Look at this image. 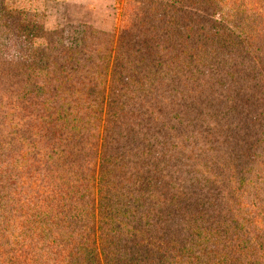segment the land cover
I'll return each mask as SVG.
<instances>
[{"label": "trees", "instance_id": "obj_1", "mask_svg": "<svg viewBox=\"0 0 264 264\" xmlns=\"http://www.w3.org/2000/svg\"><path fill=\"white\" fill-rule=\"evenodd\" d=\"M113 10L108 30L91 28L70 47L61 29L19 25L22 7L6 0L0 182L13 193L0 219L18 210L19 188L47 202L56 181L36 172L46 156V173L55 166L83 179L70 213L47 221L50 264H101L94 211L108 240L103 264H221L217 237L234 239L237 228L252 233L237 257L256 258L264 249V181L253 174L264 163V0H115ZM37 34L48 51L43 80L31 77L35 53L23 47ZM104 99L111 110L117 99L127 118L106 122L99 149ZM27 154L37 168L7 167Z\"/></svg>", "mask_w": 264, "mask_h": 264}, {"label": "rangeland", "instance_id": "obj_2", "mask_svg": "<svg viewBox=\"0 0 264 264\" xmlns=\"http://www.w3.org/2000/svg\"><path fill=\"white\" fill-rule=\"evenodd\" d=\"M15 1L20 7H22L23 10L22 13L19 14L21 17L19 20V25L28 27V25L32 23L48 28L49 30L61 29V35L64 38V43L69 45L70 47L79 46L83 34H85L91 28L101 31H106V29L108 30L110 25L108 24L106 17L109 15L114 16L113 7L115 0ZM5 3L6 0H0V17L2 16V11ZM104 6L106 7L104 8ZM123 10L118 12L119 17L123 16ZM23 47L28 53H35V59L30 68L31 77L36 80H43L47 71L48 61V51L44 38L39 36V34H37L36 36H29L25 39ZM103 96L106 98H112L110 94H107V89L105 90ZM40 102L41 101L36 102V105L38 107L41 104ZM118 102L119 101L116 99V103L112 105L111 110L109 109V106L107 107V100L104 99L101 110L98 112L100 117V126L98 129L99 149L101 144V136L105 132H108L104 129V125L106 124V122L108 120L118 121L122 118L124 120L127 118V116H124L122 112H120V110L116 109V107H118ZM114 111L118 113L116 119L111 117V113ZM130 119L133 120L134 117H130ZM113 150L117 153L119 152L117 149H114V147L111 151ZM33 159L34 158L29 159L28 154L22 159L12 156L7 160L6 165L8 168L17 167L16 164H14L17 162V164L24 165L26 168L33 170L38 166V162H33ZM46 160V156H42L39 159L38 168L40 169L36 170V172L40 171V174L38 175H45L50 180V182L56 181L55 183L50 185V187L54 190H51L50 193L44 194V201L48 199L44 204H41L39 202L34 203L35 201L30 202V200L26 198V192L20 188L18 189V191L13 190L16 192L13 202L16 203L18 210L15 211V213L11 217H9L8 222H4L0 219V264H50L49 257L51 254L49 252L50 248L47 244V239L49 237H45L43 235L46 233V231L50 235L47 221L51 218L55 220L59 219L61 217L60 212L62 213L64 210H66L65 213L69 212V207L72 204L71 197L76 203L82 198L80 194L81 192L78 193L76 189L82 190L83 179H79V177L76 176L73 177L71 176L72 174H67L69 178H64L67 170L64 171L63 168H61L60 170H56L55 166H51L49 168V173H46ZM96 161L97 162L94 167V174L92 177V197L94 199L95 208L97 209V204L100 202V181L99 183L97 181L98 171L100 168L99 157L96 158ZM8 162L10 163V165H8ZM258 169L259 172L257 173L258 170H253V174L256 175L257 178L261 179V181H264V163ZM10 178H12V176H10ZM63 179H67L69 182H67L66 180L64 181ZM7 181L8 180L2 183L0 182V206L4 203V207H6L5 202L10 201L11 199L9 193H13L9 192L7 190V187H3L7 185ZM64 183L69 185L67 187H64ZM254 183L255 182H253V184ZM20 210L21 212L18 215V212ZM1 211L2 209H0V212ZM93 216L96 223L94 244L95 253L98 256L100 263L103 264L105 252L102 254L101 251H105L106 243H108V240L106 239V237H104V233L101 232V229L98 228V223L100 221L97 217L96 211L93 212ZM236 219H240L241 221L242 219H245V223L247 225H250V227L252 228V218L250 216H247L245 214H238ZM221 230L224 229L222 228L219 231ZM236 231L237 232L236 234H234V239H232V236L229 235V232L227 231L220 233V235L217 237L218 242L224 243L223 249L225 251V256L221 255V257L223 258L221 264H264L263 248L262 250H258L260 251V253H256V258H252L251 255L249 257H245L243 255L237 257L239 251H242V249L246 250L248 248L247 242H245L244 240L250 237L252 238V233L243 235L244 230L242 228H237ZM251 242L254 243L253 240ZM245 246H247L246 249ZM231 252L233 255H231ZM232 258H238V263L235 262ZM67 261L68 260H66L64 264H67ZM54 264L58 263L55 262ZM198 264H205V262H199Z\"/></svg>", "mask_w": 264, "mask_h": 264}, {"label": "crops", "instance_id": "obj_3", "mask_svg": "<svg viewBox=\"0 0 264 264\" xmlns=\"http://www.w3.org/2000/svg\"><path fill=\"white\" fill-rule=\"evenodd\" d=\"M106 6H104V8H105Z\"/></svg>", "mask_w": 264, "mask_h": 264}]
</instances>
